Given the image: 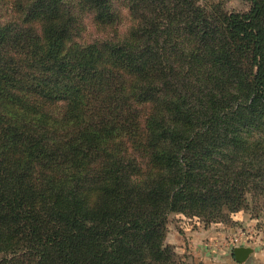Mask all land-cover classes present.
I'll use <instances>...</instances> for the list:
<instances>
[{"label": "trees", "instance_id": "trees-1", "mask_svg": "<svg viewBox=\"0 0 264 264\" xmlns=\"http://www.w3.org/2000/svg\"><path fill=\"white\" fill-rule=\"evenodd\" d=\"M249 1L0 0V264H194L169 214L264 212Z\"/></svg>", "mask_w": 264, "mask_h": 264}, {"label": "rangeland", "instance_id": "rangeland-1", "mask_svg": "<svg viewBox=\"0 0 264 264\" xmlns=\"http://www.w3.org/2000/svg\"><path fill=\"white\" fill-rule=\"evenodd\" d=\"M216 1H221L228 11H246L250 6L249 0H236V8L230 7V0ZM91 31L97 34L93 28ZM231 218L229 223L205 224L196 216L171 213L167 219L166 242L194 264H258L252 252L243 261H237L233 249L247 246L264 256V212L257 214L248 207L232 213Z\"/></svg>", "mask_w": 264, "mask_h": 264}, {"label": "water", "instance_id": "water-1", "mask_svg": "<svg viewBox=\"0 0 264 264\" xmlns=\"http://www.w3.org/2000/svg\"><path fill=\"white\" fill-rule=\"evenodd\" d=\"M252 252L251 247L239 246L233 249V255L237 261H243Z\"/></svg>", "mask_w": 264, "mask_h": 264}, {"label": "crops", "instance_id": "crops-1", "mask_svg": "<svg viewBox=\"0 0 264 264\" xmlns=\"http://www.w3.org/2000/svg\"><path fill=\"white\" fill-rule=\"evenodd\" d=\"M167 239H168V237H166ZM252 254H254V260L256 259L258 262V264H259V261L261 260V261H264V256H263V254L261 255L260 254V252H255L254 250H252ZM260 257V258H259ZM252 264V263H251ZM253 264H254V262H253ZM260 264H263V263H261L260 262Z\"/></svg>", "mask_w": 264, "mask_h": 264}, {"label": "clouds", "instance_id": "clouds-1", "mask_svg": "<svg viewBox=\"0 0 264 264\" xmlns=\"http://www.w3.org/2000/svg\"><path fill=\"white\" fill-rule=\"evenodd\" d=\"M230 7L236 8V0H230Z\"/></svg>", "mask_w": 264, "mask_h": 264}]
</instances>
